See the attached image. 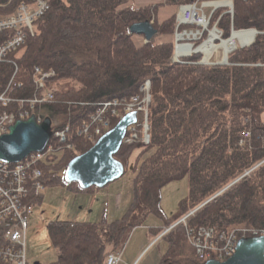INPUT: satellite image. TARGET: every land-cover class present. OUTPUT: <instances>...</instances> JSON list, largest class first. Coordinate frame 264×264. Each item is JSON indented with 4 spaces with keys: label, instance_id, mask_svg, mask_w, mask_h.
Segmentation results:
<instances>
[{
    "label": "trees",
    "instance_id": "1",
    "mask_svg": "<svg viewBox=\"0 0 264 264\" xmlns=\"http://www.w3.org/2000/svg\"><path fill=\"white\" fill-rule=\"evenodd\" d=\"M15 1L17 6L19 0ZM129 1L50 0L39 33L27 40L19 56L0 64V94L7 92L17 99L41 93L33 85L34 67L55 71L48 83L54 99L36 106L35 112L42 120L49 116L54 131L67 126L70 130L66 142L51 138L53 152L42 169L47 190L64 188L71 193L99 190L65 180L69 162L92 147L79 134L82 125L102 103L130 99L141 93L147 80L151 82L149 143L123 144L115 155L127 172L137 153L129 207L112 220L105 212L99 222L51 221L48 232L58 259L50 264H105L111 252H123L137 228L148 226L150 216L162 221L161 227H149L156 237L190 211H194L188 220L191 227L224 232L264 227V164H260L264 160V0H233L231 22L226 15L218 19L220 12L212 16L211 26L219 20L224 39L233 29L260 32L253 44L234 51L226 65L195 63L201 54L174 62L177 14L162 23L156 20L160 5L179 7L202 0L125 6ZM153 20L157 35L147 43L138 35L136 41L130 27ZM114 120L112 127L117 124ZM186 177L189 193L170 217L162 206L163 190ZM44 199L45 193L31 202L40 205ZM162 239L167 247L158 264H205L182 225Z\"/></svg>",
    "mask_w": 264,
    "mask_h": 264
},
{
    "label": "built area",
    "instance_id": "2",
    "mask_svg": "<svg viewBox=\"0 0 264 264\" xmlns=\"http://www.w3.org/2000/svg\"><path fill=\"white\" fill-rule=\"evenodd\" d=\"M226 8L227 11L225 12L228 13V20L231 22L234 16V4L232 0H202L181 5L178 12L179 23L177 24L175 33L177 42L175 46L176 54L182 46H195V44H190L188 42L190 38L202 41L200 47L204 45L207 46L208 42L210 43L211 41L215 42L218 40L223 42V31L218 26L219 20L215 25L211 26V19L216 11ZM48 9V0H19L15 12L1 18L5 25L3 30L15 28L14 30L16 31V35L9 38L3 45H10L13 49L17 50L20 45L25 42V39L20 37L18 33V27H21L23 24L29 25L30 21L37 18L41 19ZM224 13L221 15L220 19ZM182 26H189V28L181 29ZM210 28H212V30L209 31ZM28 31L34 34V25H32V28ZM207 31L210 33H207ZM206 35H208L207 38ZM212 36L215 37L213 40H211ZM217 50L215 49L213 51L210 59L214 57ZM200 52L204 51L201 50ZM0 53L5 55V51L3 50ZM192 54L193 53L186 54V56L183 57H191ZM181 58L182 57L178 56V58H173V61L183 63V60H180ZM205 58L206 54L204 56L202 54V59L199 62L209 63ZM210 64H213V62H210ZM33 75L38 77H49L50 72L43 74L40 69L36 68ZM34 82H36L35 87L41 92L39 95L34 98L18 99L15 101L13 103V110L15 112L10 113L7 110L0 111V136L7 131L8 126L13 123L15 119L21 118L26 120L35 112L36 106L53 100V95L49 92L47 85L45 89H42L45 84L41 83L35 77ZM150 88L149 86L144 87L139 95L130 98L133 101L130 103L138 104L145 99L143 103L147 104L149 109L151 104ZM141 94H143V98L139 97ZM24 101L30 103L33 109L31 113L22 110L21 107ZM11 102L12 100L10 98L5 96L0 97V105L7 106ZM120 103H123L122 100H112L103 103L92 120L82 125L79 134L90 142L96 137L101 136L103 133L102 130L108 127L111 118L119 114L117 108L116 110H114V108L116 106L118 107ZM134 106L135 104H131L130 109H125V113L134 110L139 112L138 109L140 107L138 106L137 109L136 107L134 108ZM109 111L111 112L109 113ZM69 130V126L57 130L55 131V137L61 142H66ZM147 131L148 126L146 125L145 142H149ZM246 137H249V133L245 134V138ZM241 143H243V140ZM69 147H71V145H69ZM45 150L51 153L53 152V147L48 146ZM45 155L46 154L43 152H34L19 163L0 161V264H30L27 255L28 220L35 207L33 202H31L32 198L46 191L44 170L40 166V163L45 159ZM263 163L264 160L260 164ZM254 169L255 168L252 170ZM252 170L247 174L252 172ZM192 233L193 241L190 242L201 260H227L233 256L236 251V241L238 239L236 233L239 232H235L233 235V233L228 234V232H220L213 227H199L192 230ZM252 233L253 236L264 235V229H254ZM121 256L122 253H111L107 256L105 264H119L122 258Z\"/></svg>",
    "mask_w": 264,
    "mask_h": 264
},
{
    "label": "rangeland",
    "instance_id": "3",
    "mask_svg": "<svg viewBox=\"0 0 264 264\" xmlns=\"http://www.w3.org/2000/svg\"><path fill=\"white\" fill-rule=\"evenodd\" d=\"M162 3H163V0H130L125 6L133 5L135 7H143V6H147L151 4L160 5ZM177 11L179 12L178 7L160 5L156 13V20L158 23H162L165 19L169 18L172 14L176 15ZM225 11H227V8L222 9L223 13ZM224 15L227 16V21H230L228 20V13L225 12ZM151 22L154 25V20ZM189 26H187V28H189ZM210 30H212V28H210L209 31ZM209 31H207V33H210ZM207 37L208 35H206V38ZM135 38L137 39L136 41L140 40V38H138V35ZM161 40H162V37L160 38L158 37L156 41L161 42ZM188 42L190 44H195L193 48H194V51L196 50L198 51L196 53H201L203 54V56L206 54L205 52H200L201 50L199 51V48L203 47V46L200 47L202 41L196 40L194 38H190ZM216 43L221 44V41L217 40L214 42V44L216 45ZM222 57H223V50L220 49L219 52L217 50V53L214 54L213 59H211L209 63L205 62V64L206 65H226L224 64L225 62L222 61ZM210 62H213V64H210ZM139 97L143 98V94H141V96ZM144 100L145 99H143L138 104L130 103V102H133L131 99L122 100L123 103H120L118 107L116 106L114 108V110H116L117 108V111L119 113L117 115L118 117L113 116L111 118L108 127L102 130L103 133L101 135H103L109 129L113 128L112 122L114 119H116L114 121L118 122L120 120L119 115L125 113L127 108L130 109L131 104L132 105L135 104L134 108L136 107L138 109V106H139L141 109L140 108L138 109L139 112H137L136 110L129 111V114L134 113V112L137 113L139 120L136 123L137 125H135V127H132L130 129L128 128L127 134L125 138L123 139L124 140L123 144L143 143L147 145L149 142H145L144 137H145L146 125L148 126L147 133L149 135V129H150L149 122H148L149 109H148L147 104L143 103ZM110 112L111 111H109V113ZM42 113L46 115V110H42ZM262 118L264 119V114ZM100 137L101 136H99V138ZM148 137H147L148 140H150V135ZM97 138L98 137H96L93 141L90 142L92 146L96 143ZM67 139H68V136H67ZM68 148L70 150L74 149L73 147H69V145H68ZM136 157H137V153H135L134 156L131 158L128 170L121 179L111 183L110 185H108V187L106 186L103 189L98 188L99 193L102 194L101 196L102 199H100L99 200L100 202L97 203L99 204V207L95 208V210L92 207H90V201L88 203L86 201H78V204L75 205L73 201H71V197H74L75 194L68 192L64 188H50L46 191L44 202L40 205H35L34 211L30 215L29 220H28L27 255H28V260L30 264H50V263L56 262L58 259V252L54 249L51 239L49 237V232H48V224L51 221L74 220L75 218L80 219L84 216L85 218H90L91 220H94L95 212L96 210L101 208L102 203H103V206H105V211L107 213L109 220L120 218L125 213L130 203V199L128 201V197L130 196L131 191H132V183H133V178H134V167H135ZM189 190H190V187H189L188 177L182 180H179V181H174L168 184L164 188L162 206L170 217H172L177 212L179 200L183 196L188 195ZM80 194L87 195L83 193H80ZM121 203H123L122 206H120ZM193 214L194 212L190 211L189 213H187L185 216L180 218V220L176 221L172 225L174 227L178 225H182L186 230V234H187L189 241H193L192 240V236H193L192 230H195L198 228V227H191L189 225L188 220ZM147 225L148 226L137 228L131 234V237L129 238L128 243L122 252L123 259L120 264H131L140 255L142 256L140 258L139 264H158L159 263L162 253L166 250L167 244L163 239L157 240V237L152 235L149 232V227H153V228L161 227L162 221H160L155 216H150L149 219L147 220ZM167 229L168 228H166L164 232L160 234L162 238L165 234H167L171 230V229L170 230H167ZM254 229H260V228H252L248 226H243V227H240L239 229L229 231L228 234L233 233L234 235L235 232H239V233H236L237 238H238L236 241V244H238V241L240 239L256 237V236H253V233H252ZM236 248H237V245H236ZM195 253L198 257L196 250H195ZM198 259L201 260L199 257ZM202 261H205V260H202Z\"/></svg>",
    "mask_w": 264,
    "mask_h": 264
},
{
    "label": "water",
    "instance_id": "4",
    "mask_svg": "<svg viewBox=\"0 0 264 264\" xmlns=\"http://www.w3.org/2000/svg\"><path fill=\"white\" fill-rule=\"evenodd\" d=\"M250 30L255 31V38L260 33L255 29ZM130 32L143 35L150 41L158 30L152 22L144 21L133 24ZM255 38L251 44L254 43ZM228 63L227 61L224 64ZM137 122L138 115L135 112L121 118L88 151L69 162L65 171V180L68 183L77 182L82 189L91 187L103 189L121 179L125 174V167L115 155L123 145L128 128ZM52 135L53 121L49 116L42 122L38 121L35 114L25 121H17L10 127L8 134L0 137V161L18 163L33 152H41L48 146ZM205 264H264V237L240 239L236 252L227 261L211 260Z\"/></svg>",
    "mask_w": 264,
    "mask_h": 264
},
{
    "label": "bare ground",
    "instance_id": "5",
    "mask_svg": "<svg viewBox=\"0 0 264 264\" xmlns=\"http://www.w3.org/2000/svg\"><path fill=\"white\" fill-rule=\"evenodd\" d=\"M16 1L15 0H0V52L3 50V51H5V55H2L1 53H0V64H2V63H4V62H6L7 60H9L10 59V57L11 56H13V55H15V57L16 56H19L18 55V51L19 52H21V51H23V49L25 48V44H26V42H27V40L30 38V37H34V36H36L38 33H39V28H38V26H39V23H40V21H41V19H39V18H37V19H35V20H32V21H30V24L29 25H25V24H23L21 27H18V33H19V35H20V37H23L24 39H25V42L23 43V44H21L20 45V47L17 49V50H15V49H13L10 45H3L9 38H11V37H13L14 35H16V31L14 30L15 28H8L7 30H3L4 28H5V25H4V23H3V20L1 19V18H4V17H6V16H9V15H11V14H13L14 12H15V10H16V7L14 6V3H15ZM19 2V1H18ZM17 2V3H18ZM48 2H49V7H50V0H48ZM16 3V4H17ZM15 7V8H14ZM14 8V9H13ZM178 10H179V7H178ZM45 14V13H44ZM44 16V15H43ZM39 19V20H38ZM38 20V21H37ZM35 21H37V22H35ZM35 22V23H34ZM34 23V24H33ZM179 23V19H178V11H177V24ZM32 25H34V29H35V33L34 34H32L30 31H28V30H30L31 28H32ZM27 33V34H26ZM157 35V34H156ZM155 35V36H156ZM215 37L214 36H212L211 37V40H213ZM254 38H255V31H252V30H250V31H239V32H234L233 33V35L231 36V38L230 39H228V40H224L223 42H221V44H218V43H216V45L214 44V42L213 41H211L210 43L208 42V44H207V46H203V47H201V48H199V50H202V51H204L205 53H206V58H205V60L206 61H211V56H212V54H213V51L216 49H218V52H219V50L220 49H222L223 50V57H222V61H224V62H227V61H229V58H230V56L232 55V53L237 49V48H241L242 46H250L251 45V43L253 42V40H254ZM145 42L147 43V42H149L148 40H145ZM177 44V42L175 41V45ZM21 50V51H20ZM180 50H182V51H180ZM182 53V54H181ZM190 53H196V51H194V48L192 47V46H190V45H188V46H182V47H180L179 48V50L177 51V54H176V49H175V53H174V56H173V58H178V56L179 57H182L180 60H183L184 61V59H185V57H183V56H186V54H190ZM192 54V55H193ZM213 59V58H212ZM195 63H197V64H203V65H206L205 63H201V62H198V61H196ZM36 68H38V69H40V71L43 73V74H45V73H49L50 72V75H49V77H45V76H40V77H38V76H36V75H32V77H33V85L35 86V84H36V82H34V77L36 78V79H38L41 83H43V84H45V86H44V88H42V89H45L46 88V85H47V87H48V83H49V81L52 79V78H54L55 76H56V73H55V71H43L42 69H41V67H39V66H36V67H34V70H33V74L35 73V69ZM17 72H18V68L17 67H15V72H14V76H16V74H17ZM12 78H14V77H12ZM13 80V79H12ZM11 83H12V81H11ZM11 83H9V85H11ZM147 86H149V87H151V82H150V80H147L145 83H144V85L141 87V89H140V92H141V90L144 88V87H147ZM37 90H38V88L37 87H35ZM49 88V92L53 95V99H54V89H52V88H50V87H48ZM1 96H5V97H7V98H10L11 100H12V102L11 103H9L7 106H3V105H0V111H2V110H7L8 112H10V113H12V112H15L14 110H13V103L15 102V101H17L18 99L17 98H14V97H12V96H10V95H8L7 94V92H4V93H2V94H0V97ZM103 104V103H102ZM101 104V105H102ZM101 105H99V107L96 109V111L91 115V117H90V119H89V121H91L92 120V118H93V116L95 115V114H97L98 113V111H99V109H100V107H101ZM22 110L23 111H27V112H32L33 111V109H32V107H31V105H30V103L29 102H27V101H24L23 102V105H22ZM33 114H35L36 116H37V114H36V112H34ZM32 114V115H33ZM126 114H128V113H123V114H120L119 116H120V119L121 118H123ZM31 115V116H32ZM30 116V117H31ZM29 117V118H30ZM118 117V116H117ZM28 118V119H29ZM17 121H25L24 119H21V118H17V119H15V121L13 122V123H11L9 126H8V128H7V131L5 132V133H3L0 137H2L3 135H6V134H8L9 132H10V127L11 126H13ZM88 121V122H89ZM135 125H137V124H134V125H132V126H130L129 127V129L130 128H132V127H135ZM110 130V129H109ZM108 130V131H109ZM138 130V129H137ZM55 136V131L53 130V135H52V137H54ZM124 141V140H123ZM97 142V141H96ZM45 153L46 155H45V159L40 163V166L42 167L43 166V163L46 161V158H47V156L48 155H50V152L48 153L46 150H43V151H41V153ZM30 155V154H29ZM28 155V156H29ZM27 156V157H28ZM26 157V158H27ZM25 158V159H26ZM25 159H23V160H25ZM22 160V161H23ZM21 162V161H20ZM19 163V162H18ZM264 164V163H263ZM259 166V165H258ZM255 168H257V167H255ZM126 172V171H125ZM240 179H238L237 181H235L234 183H236V182H238ZM228 189V188H227ZM226 190V189H225ZM224 190V191H225ZM46 191H47V186H46ZM46 191L44 192V193H46ZM224 191H221L220 193H218V194H215L214 195V197H211L210 199H208L207 201H205L203 204H202V206H204L205 204H207V203H209V202H211L212 200H214L215 198H217V197H219ZM43 193V194H44ZM260 229H264V227H262V228H260ZM220 232H224V231H220ZM256 237H264V235H258V236H256ZM239 242V241H238ZM195 249V248H194ZM236 252V251H235ZM111 253H113V252H111ZM110 253V254H111ZM109 254V255H110ZM108 255V256H109ZM234 255V254H233ZM122 257V256H121ZM232 257V256H231ZM230 257V258H231ZM211 260H214V261H218V262H225L226 260H223V261H220V260H217V259H208L207 261H211ZM207 261H205V263L207 262ZM122 262V258H121V260H120V262H119V264Z\"/></svg>",
    "mask_w": 264,
    "mask_h": 264
},
{
    "label": "crops",
    "instance_id": "6",
    "mask_svg": "<svg viewBox=\"0 0 264 264\" xmlns=\"http://www.w3.org/2000/svg\"><path fill=\"white\" fill-rule=\"evenodd\" d=\"M233 4H234V2H233ZM216 12H220L221 14H220V16H219V18L218 19H220V17H221V15L223 14V12H222V9H220L219 11H216ZM215 12V13H216ZM214 13V14H215ZM213 14V15H214ZM217 23V22H216ZM215 25V24H214ZM71 193V192H70ZM73 194H75V196L74 197H71V201H73V203L76 205V204H78V201H86L87 203L90 201V207H92L94 210H95V208H98L99 207V204H97L98 202H100L99 200L100 199H102V194L101 193H99V191L98 190H96V191H94V192H89V193H83V194H87V195H81L80 193H73ZM131 194H130V196L128 197V201H129V199H131ZM45 200V199H44ZM44 202V201H43ZM123 205V203H121L120 204V206H122ZM93 211V210H92ZM91 211V212H92ZM106 211H105V206H103V203H102V205H101V208L100 209H98V210H96V212H95V217H94V220H91L90 218H85V216L84 217H82V218H80V219H74V220H89V221H92V222H99L100 220L99 219H101V217H102V215L105 213ZM88 216V215H87ZM92 217V216H91ZM117 217V216H116ZM141 256L142 255H140V256H138V258H136V260L135 261H133V263H131V264H139L140 263V258H141ZM123 259V258H122Z\"/></svg>",
    "mask_w": 264,
    "mask_h": 264
}]
</instances>
